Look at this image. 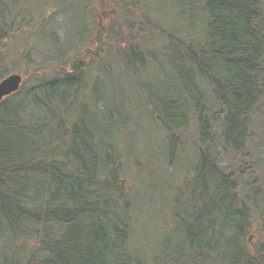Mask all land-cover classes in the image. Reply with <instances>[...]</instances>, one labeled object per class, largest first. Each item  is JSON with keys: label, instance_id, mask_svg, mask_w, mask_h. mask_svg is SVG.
<instances>
[{"label": "trees", "instance_id": "16d2710c", "mask_svg": "<svg viewBox=\"0 0 264 264\" xmlns=\"http://www.w3.org/2000/svg\"><path fill=\"white\" fill-rule=\"evenodd\" d=\"M140 1L83 62L87 0H0V264H264V0Z\"/></svg>", "mask_w": 264, "mask_h": 264}, {"label": "rangeland", "instance_id": "374dc122", "mask_svg": "<svg viewBox=\"0 0 264 264\" xmlns=\"http://www.w3.org/2000/svg\"><path fill=\"white\" fill-rule=\"evenodd\" d=\"M140 2H141L140 0H134L133 2H131L130 0H87V5H86L87 9L90 11L91 16L94 18V22L97 23V26L95 27V25L92 24V32H91V34L87 35L89 43H88V45L85 46V48L83 47V42L79 37L82 34L79 30H77L73 27V30L68 35L65 34L64 30H61L59 32L60 40L62 42L65 41V44L67 45L66 51H67L69 58H71L72 60H79V61L81 60L83 62H87L88 60L85 59V57L88 56L87 52L94 54L95 56H93V57L97 58V59L104 57V55L100 54V52H99V48H100L99 41L101 42V45L107 43L108 39H107L106 34L109 33L110 31L115 30L116 26L124 29V27L127 26L125 24L128 22V20L122 21V19H121L124 16V14H123L124 9H126L127 12L130 10L133 12H138L140 10V7L137 5H133V4H138ZM116 3H118L120 5L118 7H116V5H115ZM53 10L54 11H53L52 15H53V20L55 22L62 21L64 23L65 27H66L67 22H69V21L75 22V20L72 19V17H71L72 16L71 11H65L64 6H62L61 4L58 3L57 6H55L53 8ZM117 14L119 15V17L117 16ZM126 17L128 18V16H126ZM82 20H84V22H87V18L83 17ZM102 20H103V22H102ZM102 30H104V32H102ZM98 34H99V37H98ZM98 39H99V41H98ZM81 48L84 49V51ZM84 54L86 56H84ZM98 54H99V57H98ZM44 67L46 68V66H44ZM16 73L24 76L26 78V80H29L32 76V75H28L25 70L20 71V73H18V72H16ZM110 80L114 82V85L116 83H118L117 82L118 81L117 75L113 74L111 76ZM125 81L127 82V80H125ZM132 101L134 102L133 104L138 105L137 108H139V106L142 103L140 99L135 98L134 96L132 98ZM138 114H139V112H138ZM147 122L148 121H146V118L144 117V115H139L137 118V124L135 125L137 127L134 129V131H137V134L132 133V137L137 139V137H140L142 134H144L143 140L149 141L153 138L152 135H155L154 136L155 140L153 139V141H152L153 145L150 148L153 149L156 147H161V144H163V139H161V137L158 136V133L156 134V131H155L153 126H149L146 124ZM259 133L262 135L264 134V124L260 125V132ZM126 139L131 141V142L129 141V143H127L130 152L135 153L137 151V149L135 147V143L132 142V138L129 136V133L126 134ZM129 145H131V147ZM189 145H192V144L189 143ZM189 145L186 147V150L184 151L185 154H187V153L188 154L185 155L183 153V155L181 157H179V156L177 157V160L175 162L176 173H174L170 177L171 180L176 179L177 176L181 177V178L183 177V174L185 173L186 166L190 162V157H191V164L193 165V163L195 161L193 155H195V154L193 151V146H189ZM131 158H132V154H131ZM131 158H130V160H131ZM260 158H261V160H264V148H261ZM165 164H166V168H167L168 172L173 173L174 163L172 165H170L168 163H165ZM130 165L133 166V164H131V163H130ZM157 168H158V166H157ZM178 173H179V175H177ZM160 179L162 180V177H160ZM164 179H165V182L163 180V184H164V186L165 185L167 186V184H165L167 179L165 177H164ZM164 186H163V188L165 189ZM166 192H167V190L166 191L162 190V192H161L162 194L156 193L153 196L162 200L163 197L166 196Z\"/></svg>", "mask_w": 264, "mask_h": 264}, {"label": "water", "instance_id": "95a60500", "mask_svg": "<svg viewBox=\"0 0 264 264\" xmlns=\"http://www.w3.org/2000/svg\"><path fill=\"white\" fill-rule=\"evenodd\" d=\"M23 85V78L19 74H13L0 82V104L8 97L17 93Z\"/></svg>", "mask_w": 264, "mask_h": 264}]
</instances>
